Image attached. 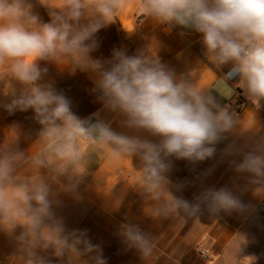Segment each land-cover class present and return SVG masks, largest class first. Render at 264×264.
<instances>
[{"label": "clouds", "instance_id": "clouds-1", "mask_svg": "<svg viewBox=\"0 0 264 264\" xmlns=\"http://www.w3.org/2000/svg\"><path fill=\"white\" fill-rule=\"evenodd\" d=\"M122 6L123 0H60L62 11L52 13L51 22L41 23L24 0H0V66L11 62L12 74L30 86L8 108L32 109L42 126L46 159L35 158L37 164L58 162V172L72 180L82 171L79 142L98 139L111 145L114 155L139 157L145 190L158 198L170 160L213 157L216 146L233 133L234 122L218 110L212 97L177 77L158 57L114 51L103 62L91 58L97 47L95 34ZM140 10L199 33L210 60L227 67V77L238 78L255 105L264 101V0H141ZM86 15L88 22L81 23ZM65 55L92 73L102 109L120 117L127 133L113 130L100 119L99 111L93 114L96 122L89 125L72 111L62 93L39 83L46 71L39 61ZM224 153L235 157L232 164L246 187L264 189V136L233 141ZM22 159L19 152H0V229L9 234L20 229L15 238L28 255L26 264H44L36 258L39 248L51 249L58 258L67 256L69 264L97 249L83 234L66 233L55 220V193L45 178L15 175ZM198 199L213 211L244 212L250 207L226 187L209 188ZM171 206L193 211L200 207L184 199H175ZM122 234L129 247L149 254V242L137 226L125 225ZM95 260L105 264L99 255Z\"/></svg>", "mask_w": 264, "mask_h": 264}, {"label": "crops", "instance_id": "crops-1", "mask_svg": "<svg viewBox=\"0 0 264 264\" xmlns=\"http://www.w3.org/2000/svg\"><path fill=\"white\" fill-rule=\"evenodd\" d=\"M41 23L51 22L52 13L62 11L60 0H24ZM141 0H123L110 21L95 34L97 47L92 59H111L114 51L128 55L143 53L158 57L213 98L218 110L228 113L234 122L233 133L219 143L213 157L204 161L171 159L158 198L145 190L142 161L135 156L114 155L111 145L98 139L82 140V171L58 172V162L46 159V142L42 126L32 109L20 110L8 105L25 95L29 85L19 81L11 71V62L0 66V152L13 151L23 159L15 175L21 179L43 177L54 196L55 220L66 233L83 234L97 249L71 260V264H96L99 255L105 264H208L200 253L209 251L212 264H264V189L246 187V181L235 172V157L224 153L226 146L243 142L250 135L264 136V101L255 105L240 87L238 78L227 77V67H217L209 58L199 33L179 25L168 24L145 15ZM87 15L81 23H87ZM42 77L39 83L62 93L72 111L89 125L94 113L113 130L127 133L121 118L102 109L94 91L92 73L77 66L72 56L39 61ZM243 106L239 109V102ZM93 137L96 134L93 133ZM74 185V187H73ZM228 188L249 209L244 212L213 211L201 199L209 188ZM175 199L199 204V210L173 208ZM125 225L137 226L149 244L143 255L129 247L123 236ZM15 233L0 229V264H26L28 255ZM36 258L44 264H69L67 256L58 258L51 249L39 248Z\"/></svg>", "mask_w": 264, "mask_h": 264}, {"label": "built area", "instance_id": "built-area-1", "mask_svg": "<svg viewBox=\"0 0 264 264\" xmlns=\"http://www.w3.org/2000/svg\"><path fill=\"white\" fill-rule=\"evenodd\" d=\"M243 104H244L243 101L240 100L239 105H238L239 109L242 108ZM200 254H201L205 259H207L208 264H212L209 251H204V252H201Z\"/></svg>", "mask_w": 264, "mask_h": 264}]
</instances>
